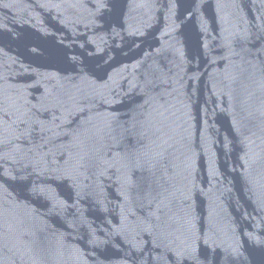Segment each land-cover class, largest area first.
Here are the masks:
<instances>
[{
    "label": "water",
    "instance_id": "obj_1",
    "mask_svg": "<svg viewBox=\"0 0 264 264\" xmlns=\"http://www.w3.org/2000/svg\"><path fill=\"white\" fill-rule=\"evenodd\" d=\"M0 264H264V0H0Z\"/></svg>",
    "mask_w": 264,
    "mask_h": 264
}]
</instances>
